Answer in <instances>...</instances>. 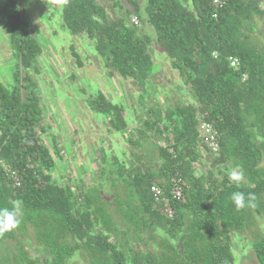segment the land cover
<instances>
[{
  "label": "trees",
  "instance_id": "obj_1",
  "mask_svg": "<svg viewBox=\"0 0 264 264\" xmlns=\"http://www.w3.org/2000/svg\"><path fill=\"white\" fill-rule=\"evenodd\" d=\"M220 1L217 9L213 0H115L111 19L97 0H60L64 27L95 42L110 75L141 90L144 109L139 121L135 105L128 111L103 93L89 100L117 133L130 129L125 143L138 154L136 163L122 151L112 163L106 157L105 188L84 180L74 190L53 174L52 152L38 134L46 130L37 85L19 73L33 71L43 49L19 0H0L19 64L12 91L0 81V159L21 180L16 187L0 172V208L21 201L19 227L0 234V264H235L232 234L264 215V44L258 47L254 34L263 36L257 20L264 19V0ZM141 23L153 28L155 38ZM153 50L166 54L191 103L175 99L162 107L149 98ZM229 56L238 58L237 68ZM199 113L219 133L221 152L212 155L220 176L197 166L207 149L199 139ZM237 165L244 173L239 184L229 180ZM177 174L187 185L185 202L171 194ZM152 185L163 189L173 219L156 208ZM237 191L255 194L256 207L237 211L230 200ZM28 243L43 258L30 256ZM252 248L264 264V236Z\"/></svg>",
  "mask_w": 264,
  "mask_h": 264
},
{
  "label": "rangeland",
  "instance_id": "obj_2",
  "mask_svg": "<svg viewBox=\"0 0 264 264\" xmlns=\"http://www.w3.org/2000/svg\"><path fill=\"white\" fill-rule=\"evenodd\" d=\"M97 1L107 9L111 19L115 17V0ZM19 2L25 18L30 23L32 34L43 49V53L36 60L35 69L30 72L22 69L19 73L22 77L30 76L37 85L36 95L39 97L43 116L42 127L46 130L45 134H38L52 152L58 168L54 173L60 180L57 179V182L60 185L69 184L74 190L79 186L78 183L84 180L88 187L104 185L105 188L102 171L106 169V157L109 158L108 162L112 163L114 157L122 151L126 153V159L134 161V156L138 153L134 151L131 154V149L125 143L131 136L130 129L129 132L117 133L108 116L95 112L90 107L89 100L103 93L112 104L124 105L128 111L135 105L136 118L139 117L141 121L144 118V109L139 103L142 92L132 86L131 80L110 75L104 59L96 51L95 42L86 34L72 35L64 27L60 0ZM263 20H257L263 36L259 30L254 33L257 38V43H254L258 47L264 44ZM141 26L145 34L155 38L154 30L149 24L141 23ZM8 34L9 26L0 18V81L12 91L16 85L15 74L19 64ZM152 56L155 66L153 83L148 86L151 95L149 98H153L162 107L173 106L175 99L191 103V96L180 87L182 84L170 68V60L166 54L162 50H153ZM130 122L132 124L133 121ZM130 127L132 128V125ZM214 159L207 149H203L202 161L200 166H197L205 171L213 170L220 176L223 171L218 166L213 167ZM126 173L129 174V171ZM197 175H200L199 170ZM245 230L231 236L235 264H259L252 244L264 236V215H254L253 222L249 227L247 222ZM10 245L14 248L16 246L14 242ZM26 249L30 256L39 255L43 258L42 251L37 249L34 243L26 244ZM76 264L89 262L78 259Z\"/></svg>",
  "mask_w": 264,
  "mask_h": 264
},
{
  "label": "built area",
  "instance_id": "obj_3",
  "mask_svg": "<svg viewBox=\"0 0 264 264\" xmlns=\"http://www.w3.org/2000/svg\"><path fill=\"white\" fill-rule=\"evenodd\" d=\"M213 4L217 9L221 8L223 5L220 0H213ZM133 23L139 25V21L137 20V18L133 19ZM228 61L232 68H237L239 66V60L237 57L229 56ZM198 116L200 121L199 139L201 143H204L207 146V151L209 153L213 155H219L221 152L219 133L213 126L203 120L204 115L199 113ZM1 171L7 173L11 177L16 187H19L21 185V180L18 173L15 170L11 169V167L8 166L7 163L0 159V172ZM171 184V194L173 196V199L185 202V189L187 185L184 179L179 174H177L171 179ZM151 193L156 201V208L166 217L173 219L175 217V211L170 206L169 201L163 199V189H161L157 185H152Z\"/></svg>",
  "mask_w": 264,
  "mask_h": 264
},
{
  "label": "clouds",
  "instance_id": "obj_4",
  "mask_svg": "<svg viewBox=\"0 0 264 264\" xmlns=\"http://www.w3.org/2000/svg\"><path fill=\"white\" fill-rule=\"evenodd\" d=\"M229 180L239 184L244 180L243 170L239 165L233 168L229 174ZM256 196L253 193L245 195V193L237 191L233 192L230 196L231 202L234 204L237 211H240L246 207H256ZM21 201L16 200L13 202V207L0 208V234L11 232L17 229L21 223Z\"/></svg>",
  "mask_w": 264,
  "mask_h": 264
},
{
  "label": "crops",
  "instance_id": "obj_5",
  "mask_svg": "<svg viewBox=\"0 0 264 264\" xmlns=\"http://www.w3.org/2000/svg\"><path fill=\"white\" fill-rule=\"evenodd\" d=\"M55 168H56V169H54L53 174H54L55 171L58 169L57 166H55ZM57 174H58V172H57ZM54 176H55V174H54ZM58 176H60V175H58ZM56 177H57V176H56ZM58 180H59V179H58ZM59 181H60V180H59Z\"/></svg>",
  "mask_w": 264,
  "mask_h": 264
}]
</instances>
